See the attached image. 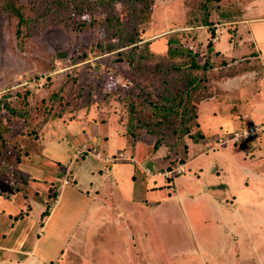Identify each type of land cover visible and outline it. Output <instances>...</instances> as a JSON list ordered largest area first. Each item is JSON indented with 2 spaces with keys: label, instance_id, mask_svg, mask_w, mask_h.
Here are the masks:
<instances>
[{
  "label": "rangeland",
  "instance_id": "rangeland-1",
  "mask_svg": "<svg viewBox=\"0 0 264 264\" xmlns=\"http://www.w3.org/2000/svg\"><path fill=\"white\" fill-rule=\"evenodd\" d=\"M20 1L27 19L23 25H19L18 18L0 5V96L8 95L15 109L21 112L18 116L11 113V116L7 109H1V128L6 132L5 138L14 144L21 139L34 143L30 147L31 152L26 153L21 149L18 166L19 172L24 173L17 174V180L39 185L40 189L36 191L39 201L46 198L43 197L46 191L42 192L43 187L40 186L51 185V199L44 203L47 209L58 192L57 187L66 179L71 181L73 175L69 169V157L64 156L61 163L56 158L41 154L45 135L50 134L55 140L52 154L57 157L61 152L60 146L61 149L63 146L61 135H64V123L69 124L76 116L86 115V118L94 120L97 116L111 112L126 120L130 99L136 100L140 108V100L144 95L142 89L145 94L151 93L158 98L161 93L186 88L191 77L189 74L203 73L191 69V55L171 56L168 53L167 42L172 37L177 39L175 45L178 43L197 50L199 55L196 60L199 62H204L206 58L210 60L212 68L207 73V84L212 91L217 86L216 82L228 72L246 69V65L241 64L246 59L231 64L230 69H227L230 61L223 62L221 54L212 53L213 47L208 53L207 44L217 40V31L220 34L223 27L231 26L233 33L234 25L242 18L244 11L250 9L249 15L252 16L264 15V0L215 1L213 6L210 5L209 17L213 20V31V26L198 25L193 20L195 15L204 18L205 10L200 5L202 0H152L150 20L139 26L141 41L138 42L147 43L149 51L145 50L140 55V49L131 51L132 45H125L120 37H107L99 26L78 29L68 22V6L53 9L56 2L63 3L65 0ZM71 8L78 9L76 5ZM117 11L124 20L132 16V12L125 10L121 4L117 5ZM93 14L105 13L99 10ZM86 16L88 14L76 11L74 18ZM131 29L132 25L127 27V31ZM129 53L134 59L133 64L130 63ZM65 106L68 112L64 116L53 117L55 112ZM201 121L203 124L202 116ZM74 138L80 142L84 135L76 136L74 133ZM259 138H264V134L254 140L239 142L247 149L259 142L252 154L255 161L264 158V143ZM239 145L233 149L238 156L234 160L230 156L233 162L223 169H219L220 161L211 153L199 159L203 167L199 174L194 173V167L191 166L181 177L186 179L179 186L181 197L171 185L155 191L153 195H160L159 199L164 197V204L159 211L160 218L150 216V220L156 222L157 229H154L149 239H145L142 245L145 254L139 253L141 259L148 255L151 257L149 264H213L212 260L215 264H264V242H259L264 237V184L258 186L257 181L249 178L246 165H253V161L241 155ZM251 149L253 151L254 147ZM229 159L226 158V161ZM124 164L129 168L133 163ZM151 164L147 163L149 166ZM4 172L0 170V179L9 181L10 177ZM189 175L195 179H188ZM247 180L250 181L248 184ZM75 185L72 181L68 188ZM85 195L82 198V194H70L69 191L68 199L59 190L58 201L52 206L54 209L48 225L54 230L50 233L52 247L60 249L63 243L69 246L59 256L57 264H132L126 262L128 233L124 222L117 225L113 223L115 233L119 236L117 240L109 235L94 237L91 238L93 246L81 245V249L75 248L78 250L72 248L78 238H68V233H61L65 227V230L77 227L80 213L88 209L89 195ZM83 199L87 201L85 204ZM16 204L20 206V200ZM258 213L262 217L254 226L249 218ZM93 215L94 211L90 217ZM33 222L30 223L32 227ZM86 225H81V228ZM257 226L263 232H259ZM27 227V220L19 226L23 236ZM90 233L95 236L94 232ZM85 236L91 235L87 233ZM95 238L98 243L96 247ZM257 244L261 247L256 248Z\"/></svg>",
  "mask_w": 264,
  "mask_h": 264
},
{
  "label": "crops",
  "instance_id": "crops-1",
  "mask_svg": "<svg viewBox=\"0 0 264 264\" xmlns=\"http://www.w3.org/2000/svg\"><path fill=\"white\" fill-rule=\"evenodd\" d=\"M249 10L244 11L242 18L237 20L239 22L234 25L233 33L230 30L231 26L223 27L220 34H218L219 30L217 31L218 38L213 42L212 53L215 51L221 54L223 62L230 61L227 69H230L231 64L246 59L241 62L246 65V69L238 72L232 71L233 73L228 72L226 76L216 82L217 86H214L212 91L210 90L212 95L199 103L198 121L205 137L200 142L188 141L189 158L182 163L184 172L171 178L157 175L155 172L161 170L158 168L157 162L165 155L166 150L160 148L154 151V139L148 134L137 136L134 145H132L124 134V122L118 118L117 113L110 112L103 116H97L94 120L91 117L86 118V115H78L79 117L73 118L69 124L64 123L66 126H63V129L65 128L64 135H61L63 146L62 149L60 146L61 152L57 154V157L52 154V143L55 140L50 134L45 135L41 154L45 157L56 158L61 163L65 159L64 156L69 157L68 163H71L69 169L72 171L70 172L71 176L73 175L71 181L57 187V193L54 190L56 194L48 209L44 203L51 199L49 196L51 195V185L40 186L43 187L41 188L42 192L46 191L43 196L46 198L39 201L36 195V191L40 189L39 185L29 182L18 185L19 188H16L12 185L11 180L0 179V236L2 238L0 239V264H57L59 262V256L65 253L69 246L63 243L60 249L53 248V242H50L52 238L50 233H53L54 230L48 226L54 209L52 206L58 201L59 190L68 199L70 198L69 191L70 194H82V198L86 197L85 194L89 195L87 196L89 199L87 200L88 209L80 213L77 227L67 230L65 227L61 232L68 233V238H78V241L72 245L74 250H78L75 248H80L81 245L82 247L93 246L91 238L94 239V237L109 235L117 240L119 236L115 233L113 223L117 225L119 222H124L128 233L125 248L128 255L126 262L130 261L132 264L150 263L151 257L143 255L144 259H141L140 254L144 253L142 245H144L145 239H149L150 234L157 229L156 222L150 220V216L154 215L160 218L159 211L164 204V197L159 199L160 195H153L155 191L171 185L173 191L181 197L179 186L186 182V179L181 177L188 172L191 166L194 167V173L199 174L203 171L199 159L211 153L215 154L220 161V163L218 162L219 169H223L229 162L230 164L233 162L229 159L230 156H233V160L238 156L233 149L241 142H229L212 150H207L208 146L214 144L218 137L225 136L236 129L264 122V15L252 16L249 15ZM249 63L254 65L251 66ZM200 111H203L204 114L201 115ZM201 116L204 120L203 124ZM80 122H83L84 125L79 126ZM74 133L76 136L83 134V141H75ZM259 139H263L264 143V138ZM84 144L95 146L103 157L98 158L93 152L75 158L74 152ZM258 144V141L253 144L254 152L250 151L252 147L247 149L244 145L239 146L247 151L244 154L240 148L241 155L248 157L249 161H253V165H246L247 171L250 175L249 178L252 181H257L259 186L264 184V158L255 161L252 156L256 151L255 145ZM118 152H125L128 156H132V159L113 163L104 159L105 156ZM226 158L230 161H226ZM124 162L133 164L128 168ZM148 162L152 163L151 166L147 165ZM147 169L151 172L148 173ZM3 174L10 176L6 172ZM193 178L195 179L192 175L188 176L190 180ZM72 181L77 185L68 188ZM249 182V180L246 181L247 184ZM22 197L25 199L21 200ZM18 200H20L21 207L16 204ZM227 200L231 201L229 198ZM87 201L83 199L82 202L85 204ZM8 206L10 208L7 209ZM92 211H94V215L90 217ZM45 212H47L46 215ZM71 212L74 214V211ZM261 217L260 213L257 216L254 214L249 218V222L255 226ZM25 220L29 222V227L26 228L28 230L23 236L19 226ZM32 222L34 227L30 225ZM85 223L88 226L81 228V225H85ZM108 224L109 229H107ZM257 229L259 232H263L260 226H257ZM90 232H94L95 236ZM87 233L91 236H85ZM261 241L264 242V237L259 242ZM97 244L95 238V247ZM257 246L261 247L260 244H257L256 248ZM212 263L215 264L213 260Z\"/></svg>",
  "mask_w": 264,
  "mask_h": 264
},
{
  "label": "trees",
  "instance_id": "trees-1",
  "mask_svg": "<svg viewBox=\"0 0 264 264\" xmlns=\"http://www.w3.org/2000/svg\"><path fill=\"white\" fill-rule=\"evenodd\" d=\"M215 1L219 0L201 1L200 5L205 10V15L202 19L195 15L193 20L195 19L196 24L213 26V20L209 17ZM118 4L123 5L125 10H130L132 12L131 18L126 20L121 18L120 12L117 11ZM151 4L152 0H65L63 3L56 2V4L53 5V9L57 10L59 7L68 6L69 18L67 21L74 24L78 29L99 26L101 29L103 28L102 30L105 31L107 37L122 38V42L125 45H132L131 51L140 49L139 52L140 55H142L143 51L149 50L146 48L147 43H138L141 41L139 26L150 20ZM0 5L11 15L18 18L19 25L26 23L27 19L22 10L23 5L20 0H0ZM72 5H76L78 9L71 8ZM210 5L212 6L210 7ZM99 10H101V13L105 14L94 16L93 12L95 13V11ZM76 11H79V14H88V16L74 18ZM196 18H198V21H196ZM131 25L132 29L127 31V27H131ZM212 29L214 31V26ZM176 41L177 39L173 37L168 40V53L171 56L177 54L191 55L189 66L192 70H199L203 74H189L191 77L188 79L186 88H180L175 92L161 93L158 98L153 97L151 93L145 94L142 89L144 95L140 100V108L136 100L130 99V111L127 113L128 117L126 120L118 116V118L124 122V134L132 145H134L137 136L146 132L154 137V151L160 148L166 150L165 155L157 162L158 168L161 170L170 169L179 163L182 164L186 162L189 158L188 141L200 142L204 139L205 134L198 121V105L203 99L212 95L207 84L209 79L207 73L212 68L210 60L206 58L204 62H199L196 60L199 55L197 50H193V47H184L182 44L178 43L175 45L174 43H176ZM139 45L144 46L140 47ZM212 46L213 43L211 42L207 44L208 53H210L209 51L212 49ZM110 48H112V46H110ZM130 54L131 53L128 54L130 63L133 64L134 59L130 57ZM1 109H7L10 115L11 113L15 116L21 114V112L19 113L15 109L8 95L0 96V110ZM67 112L68 109L66 110L65 106L61 108L60 111L55 112L53 117L58 118L64 116ZM2 121V116L0 115V170L6 171V173L10 175L9 177L12 185L19 188L18 185L25 183H21L17 180V174L21 173L19 172L20 167L18 166L19 154L22 148L26 153L31 152L30 147L34 143L27 140L23 142L21 139L14 144L10 139L8 140V138H5L6 132L4 133L3 128H1ZM38 150H40L39 146ZM131 159L132 156H128L127 159L120 160ZM46 213L47 212H45V215Z\"/></svg>",
  "mask_w": 264,
  "mask_h": 264
},
{
  "label": "built area",
  "instance_id": "built-area-1",
  "mask_svg": "<svg viewBox=\"0 0 264 264\" xmlns=\"http://www.w3.org/2000/svg\"><path fill=\"white\" fill-rule=\"evenodd\" d=\"M262 134H264V122L249 124L245 127L236 129L225 136L218 137L215 140L214 144L207 147V150L215 149L217 147L226 145L229 142L239 143L244 140H253L258 135H262ZM93 152L97 155L98 158L103 157L102 153H100L95 146H91L88 144H84L83 146L77 148L76 151L74 152V157L79 158L85 154H89ZM127 158L128 156L123 152H119L118 154H113L104 157L106 161L112 163L120 159H127ZM147 172L150 173L151 171L147 169ZM183 172H184L183 164L179 163L170 169L157 170L155 173L165 178H171ZM68 182L69 181L66 179L64 183H68Z\"/></svg>",
  "mask_w": 264,
  "mask_h": 264
}]
</instances>
